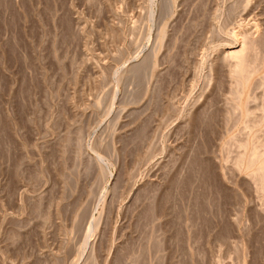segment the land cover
<instances>
[{"label": "rangeland", "instance_id": "rangeland-1", "mask_svg": "<svg viewBox=\"0 0 264 264\" xmlns=\"http://www.w3.org/2000/svg\"><path fill=\"white\" fill-rule=\"evenodd\" d=\"M151 1L0 0V264H264V199L232 162L261 132L225 123L224 67L205 77L232 28L264 37V0L231 22L233 0ZM163 21L154 69L125 71Z\"/></svg>", "mask_w": 264, "mask_h": 264}, {"label": "bare ground", "instance_id": "bare-ground-1", "mask_svg": "<svg viewBox=\"0 0 264 264\" xmlns=\"http://www.w3.org/2000/svg\"><path fill=\"white\" fill-rule=\"evenodd\" d=\"M175 1L174 0H167L166 1L167 5H165L166 3H164V5L168 7V8L166 7L167 8L166 12L171 11L172 6L175 3ZM255 4H258V3H255V1H253V0H233L231 2V4H229L227 7L226 20L231 22L232 20H234V18L236 16H253V18H254L255 15H253V13H254ZM165 6H164V8H165ZM149 16L150 17L153 16V10H150ZM166 22H164V21L160 22L159 25L157 26L154 39L152 40V45L149 48V51L145 54V56H143L142 59L139 60L138 62L131 64V66L128 67L125 71L130 72L133 75L136 74L135 76L139 78V77H141V75H139V74L143 75V73H144V72L143 73H140V72L145 71L147 73L149 68H150V71H152L154 69L155 64H156L157 54H158L159 50L162 48V46H163V44L167 38ZM254 25H255V27L259 26L258 22H256ZM223 30L224 29H222V28H221V30H217L218 35L219 34L223 35L222 34ZM263 31H264V28H263L262 32ZM254 34H255V32H251L250 30L248 31L247 29H244L243 27L238 26L235 29L232 28L228 32V36L224 35L225 38L222 39V42L227 47L225 49L220 50V52L216 56V59H214L213 62L210 63L208 61L210 63V65L208 66L207 74H205V77L207 75L211 79V76L214 73H216L217 70H219L221 67H224L226 69L228 82L230 85V97L228 98V102H227L228 108H227L226 113H225V123L227 125L231 124L233 127L239 126L240 128H242L244 130H248V132H254V134L258 130H260V132H261L260 137H259V135L258 136L255 135L256 138H254L252 136L251 140L247 138V140H245V141H239L240 139H238L237 140V141H239L238 144H237V141H235L236 144L238 145L236 147H237V149L239 148V151L237 150L238 152L235 153L236 155H234V157H233L234 160L232 162H233V168L234 169H236L238 171H244L248 175V180H249L250 184L258 192L259 196L264 199V135L262 134V131L264 133V88L260 93V98H259L260 102H258L259 104H257L259 106V110H260L258 115H253L255 113H252V111L250 112V110H249L248 104L251 102L252 99L255 98V96H252L247 92L248 87L250 85V82L255 76H259V79H257V81L259 82V83L257 82L258 84H260V85L264 84V54L262 53V51L264 49L262 50L260 48L264 44V39H262L264 37H263V34H260V35H254ZM169 39H171L170 36H169ZM234 40H235V43H238V45H234V42H233ZM166 44H168V42ZM168 45H170V41H169ZM167 47L169 48V46H167ZM262 48H264V47H262ZM259 49H261L262 51L261 50L259 51ZM163 56H164V54H163ZM201 64H202V62H201ZM219 71L221 72L222 70H219ZM219 74H221V73H219ZM218 75H217V77H218ZM146 76H147V74H146ZM223 77H225V76H223ZM218 80H219V77H218ZM221 80H223V79L221 78ZM218 84H219V82H218ZM142 88L144 89L143 86H142ZM137 92H139V91H137ZM135 95H138V94H135ZM138 98L139 97L136 98L137 101L139 100ZM206 105L207 104H205V106ZM145 106H147V104ZM256 108H257V106H256ZM200 110L203 111L202 109H198L199 112H200ZM256 111H257V109H256ZM140 112H141V110H140ZM203 112H204V114L206 113L205 111H203ZM196 114H198V113H196ZM207 115H208V113H207ZM196 117H197V115H196ZM196 119L197 118H195V121H196ZM205 119L207 120L208 117L207 118L205 117ZM184 123H185L184 127H188L189 125H191L189 119H186L184 121ZM181 126H182V124H181ZM181 126H180V128H181ZM232 126H230V127H232ZM262 135H263L262 139L257 138V137L261 138ZM228 141L230 142L231 140H228ZM236 144L234 143V145H236ZM250 144H251V146H250ZM149 154L151 155V153H149ZM150 155H147V157H145V159L147 158L146 160H148V158H149L148 156H150ZM96 160L97 161L101 160L102 162L104 161L101 156H98L96 158ZM99 169L103 175L106 173V166L104 163H103V165L99 166ZM150 201L152 202V200H150ZM150 205H151V207L153 206V204H150ZM89 230H90V228H89ZM87 240H88V234L85 235L83 247L81 248V252L84 251L85 245L87 244ZM87 255L88 256L86 257V260L88 259L87 261L89 264H93V262L95 260V256H94L93 251H90L89 254H87ZM133 260L136 261L135 259H133ZM134 261H133V263H134ZM74 264H76V263H74Z\"/></svg>", "mask_w": 264, "mask_h": 264}]
</instances>
